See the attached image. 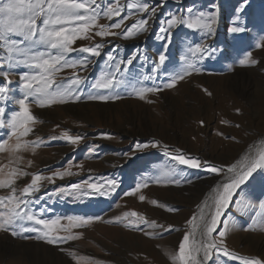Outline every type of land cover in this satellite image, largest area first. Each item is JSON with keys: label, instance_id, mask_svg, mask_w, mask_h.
Segmentation results:
<instances>
[{"label": "rangeland", "instance_id": "374dc122", "mask_svg": "<svg viewBox=\"0 0 264 264\" xmlns=\"http://www.w3.org/2000/svg\"><path fill=\"white\" fill-rule=\"evenodd\" d=\"M76 2L88 6L87 12L76 14L94 15L96 22L71 45L75 51L64 54L76 67L57 65L50 90L72 91L63 104L41 107L35 93L26 96L22 85L28 81L21 80L42 74L32 67L34 56L49 58L58 51L36 43L39 31L31 41L8 33L0 17V87L5 89L0 92V179L17 171L11 187H0V197L15 195L21 200L19 210L37 218H59L60 230L54 235L70 237L49 244L40 231L22 230L39 225L18 221L0 230V264H179L185 235L189 244L219 245L206 264H264V169L234 192L211 238L198 219L209 198L210 222L214 198L233 175L226 176L228 168L264 135V0ZM5 3L0 0V7ZM145 6L147 12L142 11ZM213 12L212 33L188 29L182 22ZM173 16L181 23L170 29ZM43 19L37 20L38 29L44 27ZM141 20L148 21L144 30L133 29L129 35ZM101 26L108 35H96ZM231 27L243 31L233 33ZM97 45L99 56L80 51ZM198 46L206 51H195ZM77 79L83 81L79 86L72 83ZM106 79L113 80V87H92ZM38 86L33 82V88ZM147 88L158 91L144 92L141 99ZM90 95L109 99L89 100ZM20 99L26 100L34 119L28 125L32 131L17 141L12 117L19 112ZM180 155L192 159L189 167L172 158ZM261 155L264 148L245 165ZM195 159L221 171L194 169ZM37 176L54 179H42L39 191L23 195ZM7 210L0 204V219ZM69 217L83 219L73 226ZM197 259L204 260L203 252Z\"/></svg>", "mask_w": 264, "mask_h": 264}, {"label": "snow or ice", "instance_id": "6c2138e0", "mask_svg": "<svg viewBox=\"0 0 264 264\" xmlns=\"http://www.w3.org/2000/svg\"><path fill=\"white\" fill-rule=\"evenodd\" d=\"M95 2V0H93ZM79 10L88 11V6L84 3H77L76 0H35L33 3L32 0H28V3L25 4V0H7L2 7H0V17H3L6 24V31L8 33H13L19 36H22L24 40L31 41L33 36L37 34L39 31V40L36 43L46 44L50 49H55L58 51V55L50 56L49 58H44L45 54L40 53L37 56L33 57V60L36 62L32 65L34 68H38L42 70V74L39 76H21V80L28 81L23 83V89L27 90L26 96H31L34 93L40 97L38 99V103L41 107L46 104H55V103H66L68 99L72 98V91L70 89H65L64 91H54L52 89V85L55 82L53 77L56 71H58L57 65H61L63 67H76L75 63H70L65 60L64 54L75 51V49L71 48V45L77 38H82L84 34L88 33L90 28L95 25L96 16L94 15H78L76 14ZM110 14L112 10L110 9ZM142 11L147 12L148 7L145 6ZM154 13L155 10L152 9ZM43 19L44 27H37V20L41 17ZM26 17V18H25ZM82 22V23H78ZM186 24L188 29L196 30L202 29L208 33L213 32V25L216 23V14L213 12L209 14L207 17L204 13H199L191 21H182ZM181 21L173 16L170 21H168V27L174 28ZM148 24L147 20L139 21V24H134L132 29H129V35L133 34V29H141L144 30L145 26ZM115 28H121L120 23H116L114 25ZM230 32L238 33L243 31L242 28L239 27H231L229 29ZM160 32H165V29L161 28ZM98 36L108 35V31L101 26V31L97 32ZM170 35V34H169ZM161 38H164L163 36ZM99 45L96 48H82L80 51L85 53H90L92 56H99L100 52L97 50ZM197 52L206 51L205 47H197L195 49ZM165 57L161 55L159 57L160 64H163ZM63 62V64H61ZM130 62V61H129ZM241 65L245 63L244 60L240 61ZM255 63V61H253ZM192 65H189V68H192ZM189 73L186 71L185 75ZM147 79V77H145ZM179 79H183V76L179 77ZM33 82L38 84L39 86L33 88ZM83 81L81 79L74 80L72 83L76 86H79ZM175 78L172 83L167 84L168 88H171L175 84ZM93 88H111L113 87V80L106 79L102 83L98 82L92 85ZM5 89L0 87V92H4ZM158 91L157 88H147L143 89L140 93L141 99H143L144 92L155 93ZM117 97H113L116 99ZM80 97L75 96V100H79ZM89 100H108L109 97L106 96H94L90 95L88 97ZM3 112V109H0V113ZM33 116L29 114V108L26 105L25 99L19 100V112L12 117V135L17 138L19 141L20 136H27L32 129L28 126L30 122L33 121ZM71 140V143L76 144L77 140L71 139V137H66ZM17 143L15 145V148ZM143 147H148L144 145ZM151 147L155 148L156 145L153 144ZM174 160H177L181 165H187L189 167L187 161L192 160L185 158L184 156H173ZM196 160V159H195ZM202 166L206 168V171L209 173H218L221 170L217 169L214 166L208 164H201L198 160L196 163L192 165L194 169H199ZM257 169H264V155H261L259 159H253L249 164L245 165L240 171H236L235 168H228V172L233 175L229 177V182H226L222 185V192H219L217 196L214 198V208L215 211L211 216L210 222L207 221L205 216H201L200 220L205 223L206 231L204 235L208 238H211L212 233L216 230V226L221 221V216L224 213V210L229 207V203L233 198L234 192L240 188L241 185H244L249 177L252 176ZM23 175V173H19V176ZM60 174L56 173L55 177H59ZM14 177H17V171L13 170L9 172L8 176L5 179H0V187H11L15 183ZM42 179H47L51 182L54 177H41L37 176L34 181L23 188L22 194L27 196L31 195L36 191H39V182ZM115 181H109V185L111 187H115ZM79 188V185L75 186ZM89 188L95 189L97 192L100 189L96 184H89ZM13 193H15V189H13ZM100 195H104L103 192H100ZM7 201V203H5ZM0 204H5L7 207V212L4 214L3 218L0 219V230L7 231L9 228L16 226L17 222L29 221L33 222L35 225H39L40 228H31V227H23V232H36L40 231L42 237L49 243H57L58 240H67L70 237L68 236H58L54 235L56 231L60 229L57 226L60 224L59 218L52 220L51 222L37 218L36 216L30 213H24L20 211L21 208V200L17 199L15 195L9 197H0ZM69 222L73 226H78L79 221L83 218L80 217H69L67 218ZM78 222V223H77ZM192 223V221H189ZM66 230V229H64ZM195 232V229H193ZM15 235V233H13ZM221 237L225 235L223 231L219 233ZM55 238V239H53ZM189 235H185L183 237V242L179 244V264H206L207 259L209 258V254L213 248L219 247L216 242H209L202 246L198 245L195 241L189 244ZM203 252L204 260L198 261L197 256L199 253ZM243 264H261V261L251 260L244 261Z\"/></svg>", "mask_w": 264, "mask_h": 264}, {"label": "bare ground", "instance_id": "6f19581e", "mask_svg": "<svg viewBox=\"0 0 264 264\" xmlns=\"http://www.w3.org/2000/svg\"><path fill=\"white\" fill-rule=\"evenodd\" d=\"M262 148H264V135L261 136L258 141H256L254 144L249 146L242 153V155L240 156V158L236 162V164L233 166V168H235V170L237 171L240 164L245 165L246 163H248V161L251 160L252 156L257 154ZM230 174L232 175V173H227L226 176H228ZM209 205H210V200H209V198H207L206 201L204 202V206L202 207V209L199 210V213H198V217H199L198 219H199V223H200L199 226H203L204 227V222L200 220V217L201 216H205V218H206V214L208 212Z\"/></svg>", "mask_w": 264, "mask_h": 264}, {"label": "crops", "instance_id": "0c3cea01", "mask_svg": "<svg viewBox=\"0 0 264 264\" xmlns=\"http://www.w3.org/2000/svg\"><path fill=\"white\" fill-rule=\"evenodd\" d=\"M114 19H116V17Z\"/></svg>", "mask_w": 264, "mask_h": 264}]
</instances>
